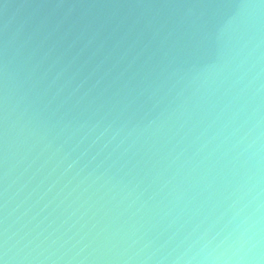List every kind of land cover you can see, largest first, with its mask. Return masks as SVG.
Instances as JSON below:
<instances>
[{
	"label": "water",
	"instance_id": "95a60500",
	"mask_svg": "<svg viewBox=\"0 0 264 264\" xmlns=\"http://www.w3.org/2000/svg\"><path fill=\"white\" fill-rule=\"evenodd\" d=\"M0 264H264V0H0Z\"/></svg>",
	"mask_w": 264,
	"mask_h": 264
}]
</instances>
